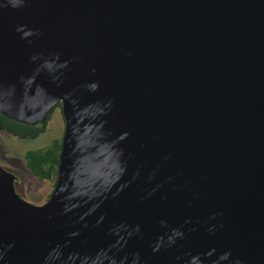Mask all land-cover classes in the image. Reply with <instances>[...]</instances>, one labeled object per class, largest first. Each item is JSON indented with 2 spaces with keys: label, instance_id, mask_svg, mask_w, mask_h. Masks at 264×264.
<instances>
[{
  "label": "water",
  "instance_id": "water-1",
  "mask_svg": "<svg viewBox=\"0 0 264 264\" xmlns=\"http://www.w3.org/2000/svg\"><path fill=\"white\" fill-rule=\"evenodd\" d=\"M59 103L49 199L0 166V264H264V0H0V113Z\"/></svg>",
  "mask_w": 264,
  "mask_h": 264
},
{
  "label": "rangeland",
  "instance_id": "rangeland-1",
  "mask_svg": "<svg viewBox=\"0 0 264 264\" xmlns=\"http://www.w3.org/2000/svg\"><path fill=\"white\" fill-rule=\"evenodd\" d=\"M65 126L62 108L57 106L48 120L46 131L37 139H20L0 131V166L16 175V190L33 203H42L49 199L56 179L41 180L34 175L26 166L25 153L32 149L46 148L55 139L63 138Z\"/></svg>",
  "mask_w": 264,
  "mask_h": 264
},
{
  "label": "trees",
  "instance_id": "trees-1",
  "mask_svg": "<svg viewBox=\"0 0 264 264\" xmlns=\"http://www.w3.org/2000/svg\"><path fill=\"white\" fill-rule=\"evenodd\" d=\"M58 106H61V104L59 103ZM51 114L45 123L33 125L9 118L0 113V131L21 139L33 140L40 137L46 131ZM61 147L62 138L55 139L46 148L28 150L25 153L27 168L41 180L57 179Z\"/></svg>",
  "mask_w": 264,
  "mask_h": 264
},
{
  "label": "clouds",
  "instance_id": "clouds-1",
  "mask_svg": "<svg viewBox=\"0 0 264 264\" xmlns=\"http://www.w3.org/2000/svg\"><path fill=\"white\" fill-rule=\"evenodd\" d=\"M18 0H12L13 5L15 6L17 4Z\"/></svg>",
  "mask_w": 264,
  "mask_h": 264
},
{
  "label": "flooded vegetation",
  "instance_id": "flooded-vegetation-1",
  "mask_svg": "<svg viewBox=\"0 0 264 264\" xmlns=\"http://www.w3.org/2000/svg\"><path fill=\"white\" fill-rule=\"evenodd\" d=\"M16 137V136H15ZM21 139V138H20ZM37 139V138H36ZM34 140V139H33Z\"/></svg>",
  "mask_w": 264,
  "mask_h": 264
}]
</instances>
